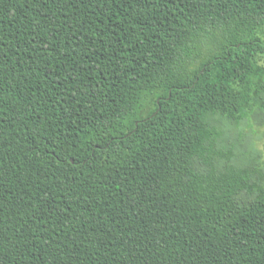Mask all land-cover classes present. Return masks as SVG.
I'll return each instance as SVG.
<instances>
[{"label": "trees", "instance_id": "16d2710c", "mask_svg": "<svg viewBox=\"0 0 264 264\" xmlns=\"http://www.w3.org/2000/svg\"><path fill=\"white\" fill-rule=\"evenodd\" d=\"M263 108L264 0H0V264H264Z\"/></svg>", "mask_w": 264, "mask_h": 264}, {"label": "rangeland", "instance_id": "374dc122", "mask_svg": "<svg viewBox=\"0 0 264 264\" xmlns=\"http://www.w3.org/2000/svg\"><path fill=\"white\" fill-rule=\"evenodd\" d=\"M250 119V124L240 126L234 133L241 132L248 136L245 162L256 163L261 160L264 163V108L258 109Z\"/></svg>", "mask_w": 264, "mask_h": 264}]
</instances>
